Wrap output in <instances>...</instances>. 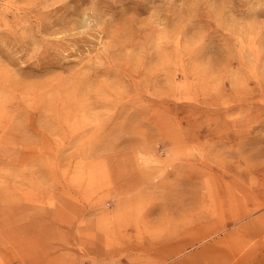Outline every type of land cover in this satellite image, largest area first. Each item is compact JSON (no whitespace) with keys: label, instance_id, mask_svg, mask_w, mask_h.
I'll return each mask as SVG.
<instances>
[{"label":"rangeland","instance_id":"374dc122","mask_svg":"<svg viewBox=\"0 0 264 264\" xmlns=\"http://www.w3.org/2000/svg\"><path fill=\"white\" fill-rule=\"evenodd\" d=\"M261 165L264 0H0V264H133Z\"/></svg>","mask_w":264,"mask_h":264},{"label":"crops","instance_id":"0c3cea01","mask_svg":"<svg viewBox=\"0 0 264 264\" xmlns=\"http://www.w3.org/2000/svg\"><path fill=\"white\" fill-rule=\"evenodd\" d=\"M229 179L219 193L188 204L165 205L161 225L118 230L115 261L133 264H264V165ZM206 203V205H205ZM128 235V236H127ZM102 263L109 260L102 255Z\"/></svg>","mask_w":264,"mask_h":264}]
</instances>
